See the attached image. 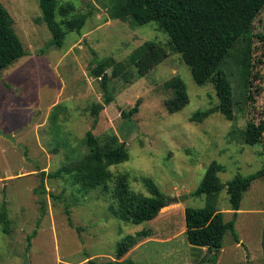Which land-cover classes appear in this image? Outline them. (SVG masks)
I'll return each mask as SVG.
<instances>
[{
  "label": "rangeland",
  "instance_id": "rangeland-1",
  "mask_svg": "<svg viewBox=\"0 0 264 264\" xmlns=\"http://www.w3.org/2000/svg\"><path fill=\"white\" fill-rule=\"evenodd\" d=\"M0 3L26 51L0 72V215L6 208L9 222L8 232L0 223V264H264V178L243 195L235 225L238 242L228 232L223 248L208 253L190 245L186 234V208L208 203L206 196L192 193L213 161L225 167L219 173L223 183L264 165V137L248 145L239 133L231 135L249 120L264 119V91L254 104H245L239 89L241 43L223 64L238 102L236 120L215 112L197 123L191 121L196 112L218 106L214 85L196 84L191 68L168 48L169 37L156 23L113 18L121 0H57L55 14L47 12L43 0ZM65 17L78 20L69 29ZM255 26L264 32V10ZM54 39L60 47L52 44ZM150 43L157 46L132 58ZM102 59L112 60L109 94L91 76ZM139 99V112L124 119L122 110ZM99 103L104 109L92 129V107ZM89 130L124 144L129 159L109 171L128 174L133 191L149 195L143 183L149 178L165 198H188L164 206L155 219L140 225L119 220L112 212L113 180L92 187L72 169V162L87 152ZM216 202L230 221L226 189ZM142 230L147 237L118 259L119 243Z\"/></svg>",
  "mask_w": 264,
  "mask_h": 264
},
{
  "label": "trees",
  "instance_id": "trees-1",
  "mask_svg": "<svg viewBox=\"0 0 264 264\" xmlns=\"http://www.w3.org/2000/svg\"><path fill=\"white\" fill-rule=\"evenodd\" d=\"M120 4V10L117 7L113 10V18L125 19L128 16L137 25L156 23L169 37L168 48L180 54L185 64L191 68L196 84L214 85L218 106L196 112L191 117V121L201 123L215 112H220L230 121L236 120L235 107L238 102L235 100L230 74L223 64L239 43L242 44L238 57L239 89L244 95V103L254 104L256 97L264 91V32L255 31V23L264 10V0H121ZM43 5L47 12L51 11L55 14L57 0H43ZM62 22L69 29L75 24L66 17ZM83 22L84 19L78 22L79 26ZM53 43L57 47L61 46L56 39L52 41ZM155 46H157L155 43L144 45L132 58L143 57ZM25 54L24 44L13 29L12 17L0 3V72ZM111 61V59H102L91 70V76L100 82L102 91L107 94H109L110 80L108 68L112 67ZM140 105L139 99L133 108L122 110V117L130 120L139 112ZM103 109L104 105L101 103L93 105L92 129L97 125L99 114ZM238 133L248 145L262 143L264 119L258 122L249 120L244 130L235 127L231 135ZM84 144L87 152L77 161L72 162V169L82 173V179L92 187L102 181L113 180V214L119 220L133 225L155 219L165 206L166 198L154 181L149 178L143 180L149 193L145 195L131 189L128 174L119 173L114 176L109 171V167L129 159L124 144L112 136L98 138L92 130L86 133ZM223 171H225L224 165L217 161L209 165L200 186L192 193L195 197L206 196L207 205L203 208L187 207L185 210L189 244L198 248H207L208 253H218L223 248L224 238L228 232L232 233L235 241H239L235 225L243 195L255 181L264 178V165L250 175L238 174L227 183H223L219 177V173ZM57 176L59 177L60 174L52 177ZM41 189L42 192L46 191L44 178ZM224 189L227 190L233 211L230 221H225L224 213L215 205L218 195ZM51 196L59 198L53 194ZM0 223L3 231L8 232L6 208H3L0 215ZM69 223L73 225L70 217ZM35 235L36 232L29 236V241ZM147 235L148 233L142 230L135 235L126 236L118 245V259L128 253L137 240ZM92 264L97 263L92 262ZM110 264L133 263L123 261Z\"/></svg>",
  "mask_w": 264,
  "mask_h": 264
},
{
  "label": "water",
  "instance_id": "water-1",
  "mask_svg": "<svg viewBox=\"0 0 264 264\" xmlns=\"http://www.w3.org/2000/svg\"><path fill=\"white\" fill-rule=\"evenodd\" d=\"M187 198H188V195H183V196H180V197L166 198V204H165V206L170 205L172 202L173 203H176V202L183 201V200H185Z\"/></svg>",
  "mask_w": 264,
  "mask_h": 264
}]
</instances>
